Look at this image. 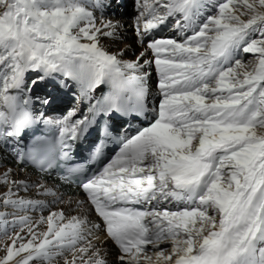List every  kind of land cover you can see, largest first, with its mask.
I'll return each instance as SVG.
<instances>
[{"label": "snow or ice", "instance_id": "6c2138e0", "mask_svg": "<svg viewBox=\"0 0 264 264\" xmlns=\"http://www.w3.org/2000/svg\"><path fill=\"white\" fill-rule=\"evenodd\" d=\"M89 7L103 4L0 0V138L19 137L36 122L30 95L21 99L10 89L31 93L38 84L55 81L65 90L75 84L87 99L101 85L109 89L90 106L91 119L65 118L58 142L44 158L32 150L17 154L19 162L31 161L41 171L71 159L68 141L87 133L96 115L146 117L143 65L102 47L100 37H112L115 25L101 17L98 27ZM140 7V35L173 18L183 38L148 43L160 77L156 115L120 141L115 159L81 185L102 223L89 226L84 217L64 222L63 212L50 213L39 221L47 231L36 232L29 217L17 218L15 212L42 202L24 200L10 187L0 203L13 209L11 227L28 228L30 238L10 237L0 264L16 257V264H53L66 252L72 260L65 258L64 264H107L98 252L88 256L94 230L115 242L122 264H153L146 246L159 249L165 243L171 248L167 255L164 249L155 253L158 264H264V0H226L202 22L207 0H142ZM243 54H254L250 71L253 62L245 63ZM28 71L38 75L26 84ZM41 103L52 101L45 97ZM103 135H110L107 125ZM105 147L102 138L92 158ZM10 171L0 175V184H22L10 180ZM82 171L67 169L69 175ZM172 202L184 207L170 210ZM137 204L148 207L129 206ZM7 215L0 213L5 236Z\"/></svg>", "mask_w": 264, "mask_h": 264}, {"label": "bare ground", "instance_id": "6f19581e", "mask_svg": "<svg viewBox=\"0 0 264 264\" xmlns=\"http://www.w3.org/2000/svg\"><path fill=\"white\" fill-rule=\"evenodd\" d=\"M91 1H94V0H91ZM127 1H125V2H127ZM129 1H131V0H129ZM95 3H96V1L94 2V4ZM124 7H125V4H124ZM124 7H122V8H124ZM96 9L98 10L99 7H96ZM98 11H100V10H98ZM108 12L109 11H107V12L103 11V13H102L103 14L102 18H103V20L105 22H111L110 20L106 19L107 18L106 14ZM119 15H120V13H119ZM104 16H106V18ZM100 20H101V18L96 17V21H97V26L98 27L100 26ZM172 21L175 22L173 18H169V20L166 23L168 24V23H171ZM111 24H113V23L111 22ZM173 25H175V23ZM174 28H175V26H174ZM177 30L178 29H176V31ZM173 31H168L167 34L163 35V37H160L159 39H169V38L182 39L183 38L182 36H180V34H178V32H177L176 35H174ZM150 33H151V37H154V38L155 37H159V35H160V34H158L159 33L158 29L150 30ZM168 35H169V38H168ZM117 40H118V38L116 37V35H113L112 37L101 36L100 37V44L109 53H112V54L122 53L121 49L118 46ZM123 41H125V40H123ZM118 58H120V57H118ZM141 72H143V71H141ZM33 73H37V72L34 71ZM37 75H38V73H37ZM26 76L27 77H31L30 73L27 74ZM146 82H147V80L145 81V83ZM43 83L46 86L47 85L51 86V88H53L52 90H54L55 93L59 92L60 90L63 91L64 92V97L63 98L65 100L73 98L75 100L74 103H78L79 96H80L81 100L86 99V98H84V97H82L80 95V91L75 86V84H73L72 87H70L69 89L65 90V89L60 88L59 85L55 81H45ZM157 85L159 87V83ZM10 93L12 94V92H10ZM13 93L17 94V92H13ZM147 93H148L149 96L146 95L145 98L148 99V102L151 105H155L156 108H157L160 101H157L155 93L151 92V91H148ZM92 94H96V93L93 92ZM9 170H11L10 171V180H15V181H18V182H23V183L19 184L18 186H13L11 184H0V185H6L8 188L11 187V188H13V191H15L16 193H23V195L25 196L24 197L25 200L26 199H30V198L33 199V200H40L43 203H45L46 205H48L52 210H54L56 212H64L66 214H72V215H78V216L80 214H82V216H86L88 218L89 224H91V225L92 224H97L96 223L97 222L96 218H95V216L93 214V209H92V207H90L91 204H88V203L82 204V203H80L83 200V196L85 195V193L80 194L81 193L80 192L79 194H73V195H68V193L62 194V192H61L62 190L52 183V181L50 179L51 178L50 176L47 177V178L50 179L49 181L39 180L37 178V176L33 175L26 168L16 166V164L13 163L12 159L10 158V156H8L4 151H2L1 147H0V175H3L4 173L9 172ZM41 186H43V187H41ZM172 203H170L171 210H174ZM174 204L176 206H178L179 208H183L184 207L183 205H178L176 202H174ZM7 208H8L7 212L10 213V215H11V212H12L13 209L10 208V207H7ZM27 210L32 212L33 214H36V213H40L41 214L42 213L41 210L39 211V209L37 207L35 209H27ZM36 216H38V215L36 214ZM92 219H94V220H92ZM32 228L36 232H45L46 231V229L43 230L40 226L33 225ZM18 233L21 236L25 237L26 239L30 238L29 234H28V228H25V229H23V231H19ZM0 235H2L1 229H0ZM108 238L109 237L107 236V234H101V233L98 234L97 232L93 231V234L90 237V240L92 241L91 242L92 251H90L88 253V256H92V252H98L99 256L102 257L105 261H107V264H115L113 262L115 260H119L118 258L122 255V253L114 245V243L111 241V239H108ZM8 239L9 238H7L6 241ZM6 241L4 240L3 242H0V257H4L6 255L5 247L7 245H11V243H12V240H10L8 243ZM98 241H100V242H98ZM4 242L6 243L5 245H3ZM148 247L151 249V247H153V246L149 245ZM157 250L158 249H154V250L151 249V251L148 253L150 256H154L155 260H157L156 254H155L157 252ZM67 254H68V252H66L64 254V256L56 257L55 260L53 261V264H64L65 258L68 259L69 261L72 260V255L71 256H67ZM21 255L22 256H26L27 254L26 253H22ZM76 255L79 256L80 253H78ZM95 258L96 257H93V259H95ZM19 259H20V257L14 258V260L11 261L10 264H16V261L19 260ZM85 259H87V257H85ZM33 262H36V261H33ZM77 264H80V262L78 261ZM157 264H158V262H157Z\"/></svg>", "mask_w": 264, "mask_h": 264}, {"label": "rangeland", "instance_id": "374dc122", "mask_svg": "<svg viewBox=\"0 0 264 264\" xmlns=\"http://www.w3.org/2000/svg\"><path fill=\"white\" fill-rule=\"evenodd\" d=\"M95 1L96 0H94V1L83 0L84 3L89 4V5L94 4ZM123 1H124V4H125V7H124L125 12L130 11V12H132V15L131 14L129 15V12H128V14L122 13L123 16H121V18H119L118 15H119L120 11H118L116 9V8H119L117 6V3H116L117 1L116 0H100V2L103 3V8H105V9L111 8L112 9L111 11L107 10V11H109L106 14L107 18H106V16H104V17L107 20H110L115 25L114 35H116V37L118 38V40H117L118 46H119V48L122 51V55L120 56V59H122L124 61L133 62V61H137V59L139 58V62L143 65V67L141 68L140 71H143V72L147 73V72H149V70H151L149 68L150 65L152 66V64H154V55L151 52V50L147 48V45L150 42V40H145L144 44L141 42L142 39H143V36H144V35L143 36L140 35V33L143 31V23H144V20H143L144 18L140 17V12H141L140 4H141L142 0H131V1L128 0L127 2H125V0H123ZM132 2H133V4H132ZM221 2H226V0H207L208 10L204 13L203 16L200 17V22H202L206 18V16L216 14L217 11H218L216 5L218 3H221ZM131 6H132V8H131ZM133 8H134V11H133ZM89 10L92 11L93 14L96 17H99V18L103 17L102 16V13H103L102 8H100V11H98L94 7H89ZM114 10H116L115 13H112V12H114ZM101 11H102V13H100ZM109 13L112 14V15H110ZM125 15H128V16H125ZM244 19H247V17H244ZM172 27L174 28V25ZM171 31H173V30H171ZM176 34L177 33H174V35H176ZM148 36L151 37V33ZM172 39H175V38H172ZM123 40H125V41H123ZM141 53H144L143 57H141ZM241 59L245 63H247L249 60H252L253 63L248 65V70L250 71L252 69L253 64L255 63L254 54H243L241 56ZM145 60L153 61V63L146 64ZM154 68L156 69L155 64H154ZM146 80H147V82H146L147 84H151L152 83V86H154L157 89L156 99H157V101H161V100H159V98L161 99V93H160V89H159V87L157 85L159 83V78H154L153 75H151V74L148 75L147 74ZM147 88L150 89V86L148 85ZM8 191H9V188L6 185H0V200H2L4 198L5 194ZM17 195L20 198L24 197L23 193H17ZM15 198H17V197L14 196L13 199H15ZM1 204L2 203H0V213L9 214V215H7V220L9 221V226H8L9 235L8 236L4 235L2 225H0V229H1V233H2V235H0V242H3L4 240L6 241V239L9 238L6 241L8 243L11 240L10 237L15 236L21 230H20L18 225H17V227L15 229H13L11 227V221L13 219V216H12L13 210L11 209L12 212H11V215H10V213L7 212L8 208L4 207V205L3 204L1 205ZM172 204H173V209L174 210H178L179 207L176 206L174 204V202ZM180 209H182V208H180ZM50 213H60V212H56V211H54L52 209H48L47 211H43L42 214L36 213L38 215V216H36V214H33L32 212H30V211H28L26 209V211L25 210L24 211H17L15 213V216L17 218H19V217H29L30 220H31V226H33V225L40 226L43 230L46 229V231H47L46 222L45 223H39V221H40L41 217L47 218ZM63 214L65 216V221L64 222H67V220L70 219L71 217H84V218H87L86 216H82V214H80L79 216L78 215H72V214H66L64 212H63ZM87 220H88V218H87ZM92 220H94V219H92ZM89 225L91 226V224H89ZM95 232L98 233V231H95ZM100 233L102 234V232H100ZM98 242H100V241H98ZM5 244L6 243L4 242L3 245H5ZM85 245L86 244L82 243L80 246L83 247ZM161 246H163V247L161 248ZM159 248L160 249H164L165 252H166L165 254H168L167 250H170L171 244H168V243L161 244L159 246ZM151 249L154 250L153 247H151ZM160 249H158V250H160ZM78 253L79 252H77L76 254H78ZM71 255H72L71 253L67 254V256H71ZM152 258H153L152 259L153 264H157V260L154 259L155 257L152 256ZM113 263L122 264V262L120 260H115ZM31 264H37V262H31ZM124 264H127V262L125 261ZM142 264H143V262H142Z\"/></svg>", "mask_w": 264, "mask_h": 264}]
</instances>
